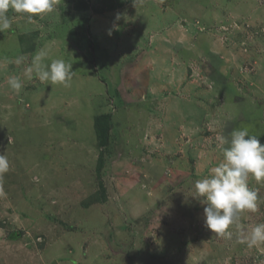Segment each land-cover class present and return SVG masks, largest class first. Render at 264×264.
Returning a JSON list of instances; mask_svg holds the SVG:
<instances>
[{"label": "rangeland", "instance_id": "rangeland-1", "mask_svg": "<svg viewBox=\"0 0 264 264\" xmlns=\"http://www.w3.org/2000/svg\"><path fill=\"white\" fill-rule=\"evenodd\" d=\"M8 15L0 264H264V242L245 240L264 223V180L249 176L257 209L230 239L193 197L223 162L221 137L247 128L264 144V0H56L30 21ZM42 50L72 63L68 86L25 74Z\"/></svg>", "mask_w": 264, "mask_h": 264}, {"label": "clouds", "instance_id": "clouds-1", "mask_svg": "<svg viewBox=\"0 0 264 264\" xmlns=\"http://www.w3.org/2000/svg\"><path fill=\"white\" fill-rule=\"evenodd\" d=\"M56 0H0V32L11 27L12 20L8 13L29 14L30 21L36 15L51 13ZM119 15L117 19H119ZM111 35V32H109ZM47 53L43 50L36 53L25 74L29 79L32 75L41 81L68 86L75 72L72 63L62 58H56L50 64L45 63ZM22 58L17 59V63ZM8 84L14 91L22 88V81L18 77H10ZM231 139L220 138L221 144L228 147L223 150V162L211 169L210 175L195 181V195L205 205V224L212 232L231 238L230 227L239 220L242 211H256L258 193L248 186L249 176L256 181L264 180V144L258 136L250 134L247 128L233 130ZM9 170V163L5 155H0V178ZM0 194L2 188H0ZM249 247L264 242V223L251 228L245 236Z\"/></svg>", "mask_w": 264, "mask_h": 264}, {"label": "trees", "instance_id": "trees-1", "mask_svg": "<svg viewBox=\"0 0 264 264\" xmlns=\"http://www.w3.org/2000/svg\"><path fill=\"white\" fill-rule=\"evenodd\" d=\"M75 7L85 8V4L81 6V2H78ZM94 125L96 140L98 142V145L103 148L107 145V133L110 127L108 124V116L103 114L99 115L95 118Z\"/></svg>", "mask_w": 264, "mask_h": 264}, {"label": "crops", "instance_id": "crops-1", "mask_svg": "<svg viewBox=\"0 0 264 264\" xmlns=\"http://www.w3.org/2000/svg\"><path fill=\"white\" fill-rule=\"evenodd\" d=\"M73 251L75 252V250H72L71 252H73ZM80 256H81V258L84 257L83 259H85L84 262L86 263V257L83 256L82 254H80ZM70 261L72 262V263H70V264H74V262H76L75 260L73 261L72 259H70ZM80 261H81V260H78V262H80Z\"/></svg>", "mask_w": 264, "mask_h": 264}]
</instances>
